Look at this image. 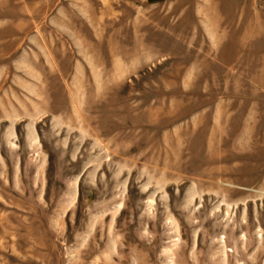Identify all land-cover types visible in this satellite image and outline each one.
<instances>
[{"label":"rangeland","instance_id":"374dc122","mask_svg":"<svg viewBox=\"0 0 264 264\" xmlns=\"http://www.w3.org/2000/svg\"><path fill=\"white\" fill-rule=\"evenodd\" d=\"M0 264H264V0H0Z\"/></svg>","mask_w":264,"mask_h":264}]
</instances>
